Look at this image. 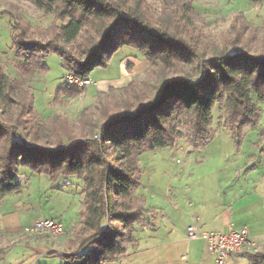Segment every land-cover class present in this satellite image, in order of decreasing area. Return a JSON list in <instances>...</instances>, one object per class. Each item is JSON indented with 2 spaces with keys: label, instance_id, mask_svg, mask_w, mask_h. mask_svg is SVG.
Wrapping results in <instances>:
<instances>
[{
  "label": "trees",
  "instance_id": "1",
  "mask_svg": "<svg viewBox=\"0 0 264 264\" xmlns=\"http://www.w3.org/2000/svg\"><path fill=\"white\" fill-rule=\"evenodd\" d=\"M26 1L60 22L57 35L41 42L30 38V24L21 15L0 10L11 17L13 46L28 67L46 72V58L55 54L67 71L89 77L123 47L137 50L155 67H190L173 76L162 71L151 94L132 80L118 89L113 108L102 107L103 120L89 121V136H58L52 141V128L34 115L33 92L17 90L0 65V104L6 115L0 117V206L7 196L21 191L22 167L49 176L52 189L64 177L76 176L83 181L82 226L68 240L67 248L75 247V252L64 254L63 264L115 262L135 243L134 227L148 214L133 195L141 186L142 153L175 146L183 119L190 144L205 147L215 136L217 104L226 106L225 124L238 147L245 129L259 125L257 102L264 101V48L255 50L259 31L239 14L221 42L190 35L187 27L197 13L191 0L175 6L162 0L159 16L150 13L146 0ZM85 33L84 43L71 48ZM64 91L71 98L81 93L71 87ZM88 111L85 108L81 116ZM245 254L251 264H264V249Z\"/></svg>",
  "mask_w": 264,
  "mask_h": 264
},
{
  "label": "rangeland",
  "instance_id": "2",
  "mask_svg": "<svg viewBox=\"0 0 264 264\" xmlns=\"http://www.w3.org/2000/svg\"><path fill=\"white\" fill-rule=\"evenodd\" d=\"M146 1L151 9L150 13L155 16L162 13L164 8L162 0ZM184 1L170 0V4L173 6L181 5ZM191 1L194 2L197 13L194 14L193 22L190 25L188 24V34L194 36L203 34L207 42L212 40L221 42L228 35L235 18L239 14H243L250 22L251 27L257 28L259 31L255 50L264 48V1L259 3L251 0ZM0 10H8L17 16L21 15L20 17L24 21L29 22L31 39L47 42L59 32L58 25L60 22L56 19V15H47L32 2L26 0H0ZM184 23V21L181 22L182 26ZM86 35L85 33L71 48H77L84 43ZM249 37L247 36V38ZM126 55L142 57L135 49L130 47L121 48L112 56L106 67L97 66L94 68L91 72L94 83L90 87L80 91L81 93L77 99L71 98L68 102L62 103L60 100H55L54 97L59 89L65 86L66 88L69 87L65 84L64 79L69 71H66L60 57L55 54L47 57L48 70L46 72L29 67L32 69V75L29 76L27 65L17 57L16 49L13 46L11 17L7 14H0V65L11 77L17 90L24 88L33 92L35 95L34 115L43 125L52 128L50 131L52 136L54 135L52 141H55L58 136L82 138L84 135H88L90 120H103L102 107L113 108L120 93L118 88L114 92L109 90L100 93L99 96L95 95L98 80L100 78L116 79L121 77V61ZM125 66L128 73L134 75L133 80L136 81L139 89L147 94L153 92L152 85L158 81L162 71L168 76H173L180 74L182 70L190 69V67L186 68V66L179 63L171 69H165L162 66L155 67L150 63L148 68L141 72L132 69L130 64ZM36 76L38 79L31 86L30 81ZM257 105L260 108L259 119H261V122H259L257 131L254 133H251L252 127L247 128V141L243 150L244 153L251 155H259L261 151L259 149L257 151L249 149L251 147L250 140L257 141L262 138L264 131V101L262 103L257 102ZM85 108H89V111L85 116H81ZM225 108V104H217L213 111L212 125L215 134H218V139L212 145L217 146L215 152L230 155L238 151L235 141L231 138V127L225 124ZM0 117L2 119L6 118L1 104ZM180 130L181 134L175 146H167L155 151H145L140 156L141 186L133 192V195L138 202L144 203L148 210L155 206L163 209L167 208L165 193L168 191L169 186H181L185 182L182 180V176H184L182 165L187 156L201 158L204 153L190 144V132L185 119L182 120ZM96 135L97 131L95 132ZM19 180L22 186L21 191L7 196L3 209L0 211V249L5 250V253L0 254V264H63L64 254L46 253V251L37 249L36 243L28 241L29 238H26V236L38 239L46 238L49 240L47 243L50 244V242H54L62 236L53 238L48 235H28L24 230L26 227L32 226L35 220L39 218L54 219V217H62L66 219L65 222H62L67 226L68 222L78 215V209L82 204L80 196L83 193V181L76 176L64 177L57 183L55 189H52V180L49 176L33 172L28 167L21 168ZM5 209L8 212H4ZM158 218L163 219L161 214ZM148 221L149 219L146 216L143 223L135 226H147ZM161 222L163 221L161 220ZM79 228L81 226L74 229L72 238L77 235ZM154 232L150 227L141 230L136 228L134 236L139 239L138 243L127 245L129 247L126 256L107 264H156L158 261L156 255L159 256L161 247V235H164V233L160 232L156 235ZM74 248L69 249L68 254L75 252ZM152 255H154V258H152Z\"/></svg>",
  "mask_w": 264,
  "mask_h": 264
},
{
  "label": "crops",
  "instance_id": "3",
  "mask_svg": "<svg viewBox=\"0 0 264 264\" xmlns=\"http://www.w3.org/2000/svg\"><path fill=\"white\" fill-rule=\"evenodd\" d=\"M126 64H130L132 69L141 72L146 70L150 63L143 56L126 55L121 61V77L116 79L100 78L95 95L108 92L111 88L126 87L134 77L128 73ZM26 67L28 75L31 76L32 69ZM91 75L90 73L89 77L93 80ZM37 79L36 76L30 81V85L33 86ZM65 88L66 86L57 91L55 100H60L63 103L71 99L68 94L63 93ZM256 129L257 126L252 128L251 133L257 131ZM246 130L247 128L244 131V138L240 146H237V153L226 155L215 152L217 146L212 144L218 139L217 133L205 147L196 148L204 153L201 158L187 156L182 165L184 172L182 180L185 182L181 186H169L165 193L167 208L155 206L147 209L148 225L134 227V231L136 228L141 230L150 227L156 235L160 232L164 233L161 235L159 256L156 255L159 262L157 261L156 264H217L204 239L188 238V227L192 225L200 230L217 232L225 231L228 225L235 229L247 228L250 239L258 244V250L264 249L263 133L262 138L257 141L250 140L251 147L249 149L261 151L259 155H251L243 152L247 141ZM80 198L82 204L78 209V215L68 222V227L65 225L67 231L65 236L48 244L47 241L49 240L46 238L38 239L25 235L26 238H29L28 241L35 242L37 249L46 251V253L68 254L67 242L72 238L74 229L82 226L80 213L84 207L83 193ZM4 201L0 206V211L3 209ZM3 211L8 212L7 209ZM160 214L163 219L158 218ZM55 218L63 222L66 221L62 217ZM135 239L134 244L136 245L139 239L136 237ZM52 243H54L53 246ZM228 264L251 263L247 254L242 253L232 255Z\"/></svg>",
  "mask_w": 264,
  "mask_h": 264
},
{
  "label": "built area",
  "instance_id": "4",
  "mask_svg": "<svg viewBox=\"0 0 264 264\" xmlns=\"http://www.w3.org/2000/svg\"><path fill=\"white\" fill-rule=\"evenodd\" d=\"M65 84L78 91H84L93 80L90 77H79L72 72H67ZM28 235H48L53 238L66 235V227L61 220L39 218L32 226L24 230ZM189 239H204L209 251L214 255L217 264H228L232 255L254 252L259 249L258 244L252 241L247 228L235 229L228 225L223 232L200 230L195 225L188 227Z\"/></svg>",
  "mask_w": 264,
  "mask_h": 264
}]
</instances>
